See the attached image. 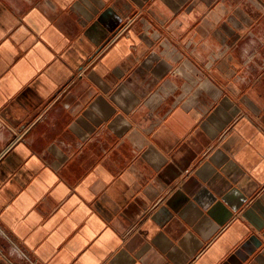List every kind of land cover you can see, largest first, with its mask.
<instances>
[{"label": "crops", "instance_id": "1", "mask_svg": "<svg viewBox=\"0 0 264 264\" xmlns=\"http://www.w3.org/2000/svg\"><path fill=\"white\" fill-rule=\"evenodd\" d=\"M0 264H264V0H0Z\"/></svg>", "mask_w": 264, "mask_h": 264}]
</instances>
